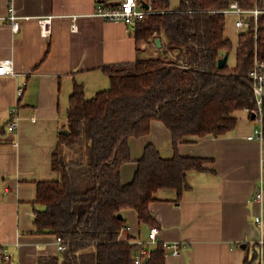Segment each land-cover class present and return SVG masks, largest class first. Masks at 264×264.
I'll list each match as a JSON object with an SVG mask.
<instances>
[{
	"label": "crops",
	"instance_id": "1",
	"mask_svg": "<svg viewBox=\"0 0 264 264\" xmlns=\"http://www.w3.org/2000/svg\"><path fill=\"white\" fill-rule=\"evenodd\" d=\"M121 1L0 0L1 15L14 4L24 16L18 33L8 24L0 26V58L13 59L16 68L15 74L0 76V252L8 248L13 254L11 261L0 258V264H45V259L62 257L57 235L37 231L36 209L42 208L35 202L37 183L59 179L52 154L68 128L75 85H83L91 99L111 87L106 66L150 56L131 26L96 13L99 3L116 7ZM181 2L171 0V8L178 9ZM47 15L54 16L49 38L39 24ZM73 16L77 30L71 27ZM234 116L236 127L223 135H189L179 143L182 155L209 158L207 169L188 171V187L180 196L176 189H160L150 203L159 241L181 243L180 254H167V264H244L247 244L264 241V198L256 199L260 189L264 192V140L249 138L261 125L247 109ZM16 120L17 128L10 130ZM149 143L163 157L175 153L170 129L153 120L148 134L129 140L132 160L122 166L124 183L134 179ZM123 215L130 229L121 239L148 242L153 225L142 223L135 209H125ZM88 252L92 256L95 247Z\"/></svg>",
	"mask_w": 264,
	"mask_h": 264
},
{
	"label": "trees",
	"instance_id": "2",
	"mask_svg": "<svg viewBox=\"0 0 264 264\" xmlns=\"http://www.w3.org/2000/svg\"><path fill=\"white\" fill-rule=\"evenodd\" d=\"M148 1L156 11L130 28L137 43L146 42L158 53L106 66L111 87L91 99L83 85L74 87L69 133H60L52 154L59 179L37 183L35 202L42 206L36 209L37 231L69 243L61 258L45 264H136L135 240L121 239L129 226L123 210L135 209L142 223L157 225L150 208L155 193L172 188L180 196L188 187V171L207 169L209 158L184 156L179 143L189 135H223L236 127V111L249 109L252 115L257 109L248 77L256 56L264 60V16L257 32L239 33L235 62L220 68L219 60L230 58L234 43L226 36V14L218 10L232 0H182L175 10L171 0ZM155 119L170 129L175 153L163 157L149 143L134 179L124 183L122 166L132 160L129 140L148 134ZM247 245L244 264H261L264 243ZM148 247L144 264H167L164 242Z\"/></svg>",
	"mask_w": 264,
	"mask_h": 264
},
{
	"label": "built area",
	"instance_id": "3",
	"mask_svg": "<svg viewBox=\"0 0 264 264\" xmlns=\"http://www.w3.org/2000/svg\"><path fill=\"white\" fill-rule=\"evenodd\" d=\"M148 4L146 7L144 4ZM152 4L148 0H122L121 3L116 7H107L102 3H99L97 6L96 13L102 18L108 21H122L128 26H133L135 23L143 20L147 14L154 13ZM225 13L226 15H234L236 17L235 26L239 33L249 31L252 28L258 31L260 18L264 16V0H251L250 6H243L239 0H232L228 8L218 10ZM24 16H21L18 13V10L11 4L9 6V12L6 15L0 14V26L3 24H8L14 33H18L21 28V20ZM77 16H73L72 30H77L76 23ZM39 24L41 28V33L44 37L49 38L53 34L54 30V16L47 15L39 18ZM16 68L14 60L11 58H0V76L15 74ZM248 82L255 91L257 99V109L253 112L256 114V119L260 122V127L256 128L254 133L249 135L250 139H261L264 140V60L256 56L254 61V66L248 77ZM25 85L19 87L18 94L22 95L25 89ZM15 110V108H13ZM250 113L251 111L247 109ZM18 126V120L13 121L9 125L10 130H14ZM264 184V180H261V188ZM264 198V192L260 189L256 193V199L262 200ZM257 222H262L261 217L256 218ZM130 229L128 226L125 230ZM160 227L153 225L149 231V240L148 242L144 240L137 239L135 240L136 247L133 252V258L136 264H144L145 259L149 255L148 245H154L159 241ZM264 241L261 242L263 245ZM57 244L60 251H64L68 248V242L61 236L57 237ZM165 246L168 248L169 253L180 254L181 253V243L180 242H171L165 243ZM262 247V253H263ZM264 257V253L262 255ZM13 254L9 252L8 248H2L0 252V258L7 261H11Z\"/></svg>",
	"mask_w": 264,
	"mask_h": 264
},
{
	"label": "rangeland",
	"instance_id": "4",
	"mask_svg": "<svg viewBox=\"0 0 264 264\" xmlns=\"http://www.w3.org/2000/svg\"><path fill=\"white\" fill-rule=\"evenodd\" d=\"M226 20H227L226 34L228 35L229 38H231L232 42L234 43V48L231 51L230 58H229V61H228V63L230 65H232L235 62L236 44L238 42V35H239L238 33H239V31L237 30V28L235 26V16L234 15H231V14L226 15ZM147 49L149 50L148 54L151 55V56H154V51H155L154 47L153 46L149 47L147 45Z\"/></svg>",
	"mask_w": 264,
	"mask_h": 264
},
{
	"label": "water",
	"instance_id": "5",
	"mask_svg": "<svg viewBox=\"0 0 264 264\" xmlns=\"http://www.w3.org/2000/svg\"><path fill=\"white\" fill-rule=\"evenodd\" d=\"M144 5L146 7H148V4L145 3ZM156 43H157L158 47H161V45H162V39L160 37H158L156 39ZM228 61H229V54H226L223 58H221L219 60V67L220 68H223L228 63ZM252 117L255 118L256 117V114L253 113L252 114ZM62 133L68 134L69 133V130L68 129H64V130H62ZM119 216L122 217V214H120ZM244 246H246V245L244 244Z\"/></svg>",
	"mask_w": 264,
	"mask_h": 264
}]
</instances>
